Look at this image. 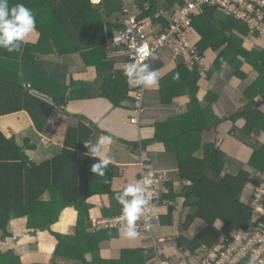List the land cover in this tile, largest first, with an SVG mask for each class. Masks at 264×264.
Instances as JSON below:
<instances>
[{
  "label": "crops",
  "instance_id": "obj_1",
  "mask_svg": "<svg viewBox=\"0 0 264 264\" xmlns=\"http://www.w3.org/2000/svg\"><path fill=\"white\" fill-rule=\"evenodd\" d=\"M123 1L127 4L124 13L105 17V24H121L125 27L126 10H131L139 16L142 14L143 0ZM160 1L163 6L156 18L175 22L176 19L173 17L181 8L180 5L171 8L166 6L165 0ZM182 1L190 5L197 0ZM103 2L104 0H93L92 4L100 6ZM38 38L39 36L33 31L24 42L34 44L37 43ZM244 40V46L249 51L264 49V37L250 33L249 36L244 37ZM186 41L191 46L197 47L202 42V37L196 30L190 28L186 32ZM105 49V52L100 53L102 59L100 74L97 65L87 66L80 54L57 58L43 57L42 69L36 73L44 76L40 87L45 93L44 97L56 108L42 130L37 128L26 111L0 117V131L8 138H16V143L20 147H28L26 154L36 165H42L60 157L66 147V140L80 136L81 126L92 131L87 141L91 140L95 143L102 135L112 138V143L105 149V154L114 162L107 166L103 176L91 171L92 165L98 162V158L88 155L89 150L85 147V155L89 161L88 169L84 170L89 172L93 180L110 183L107 187L112 189L114 195H94L87 200L90 211L83 227L88 233L86 237L89 240L84 241L81 254H71L78 256L79 259H56L55 257L58 242L51 232L70 239L78 235V212L74 207H69L61 211L58 221L51 227V232L30 228L26 218L11 222L9 227L11 237L18 234L17 236L22 238L20 243L27 250L26 253L19 255L23 264H109L120 262L124 252L132 251L142 252V259L145 260L143 264H154L157 254L153 240H143L139 236L135 239L128 238L124 230H103L97 233L93 232L90 226L94 218L118 215L115 211L120 209V205L115 197L129 184L141 179L146 171L164 175L167 179L168 195L159 202L161 205L158 206L157 211L159 221L155 230V241L161 245L159 254L161 253L165 260L173 262L184 258V253L179 249L178 240L182 234V225L193 210L185 207L186 199L182 193L192 183L182 180L178 155L161 141L163 138L160 136L169 137L174 135L176 129L181 128L182 120L191 113V99L184 80L181 77L173 78L171 84L174 85L177 96L172 104L166 106L163 103L161 85L164 83L168 86L170 83L166 78L172 74L174 76L179 66H188L191 63V54L189 51H182L180 43H177L155 55L150 66L158 70L159 81L157 86L147 89L146 114L143 119H140V123H134L132 119L136 118V106L133 97L136 87H130L124 75L129 61L128 51L113 47L110 42ZM218 57L219 53L212 50L205 54V66L209 68V71L203 74V70H200L198 98L202 110L211 111L214 118L222 120V124L214 131L203 133V145L197 148L194 155L199 159L206 158L205 144L214 143L225 154L224 175H238L243 170L250 172L251 178L242 200L245 205L253 207L254 222L258 223L264 218V204L255 207L253 200L262 172L251 164L258 153L264 149V130L259 128L252 136L243 135L241 132L248 127L246 118L241 117L236 121L230 118L252 103L253 96L249 98L248 92L257 83L259 73L246 65L244 71L248 77L242 81L236 76L237 71L234 67L227 65L223 69L216 68ZM19 63L20 60L11 62L10 69L13 73H17L16 71L20 69ZM19 74L24 73L20 70ZM45 76L50 77L46 79ZM261 86L263 90L254 97L259 104L256 111L264 116V82ZM27 87L31 88V86ZM90 94L94 97H89ZM173 119L174 123H171ZM170 120L172 121L168 123ZM162 124L168 126L165 128L161 126ZM71 130L77 132L69 134ZM212 177L218 182L221 181V178L216 175ZM54 200L60 202L59 196L53 191L47 192L41 199L45 203H51ZM168 206L177 207L174 221L168 216ZM165 216L170 217L169 227L167 221L165 225L163 224ZM222 226V224L219 225V227ZM204 227L203 223L198 222L186 236L193 239ZM7 237V232L0 230L2 251L7 247V243L3 244ZM66 253L69 254L68 251ZM202 257L201 253L196 258L185 257L184 260L190 264H201Z\"/></svg>",
  "mask_w": 264,
  "mask_h": 264
},
{
  "label": "trees",
  "instance_id": "obj_2",
  "mask_svg": "<svg viewBox=\"0 0 264 264\" xmlns=\"http://www.w3.org/2000/svg\"><path fill=\"white\" fill-rule=\"evenodd\" d=\"M92 1L9 0L10 6L22 3L34 12L36 17L34 32L39 38L34 44L23 42L18 52L9 53L0 48V117L26 111L34 120L37 128L42 130L45 127L56 107L44 97L45 93L40 87L44 76L36 73L42 69L43 57L55 56L57 58L80 54L87 66L97 65L100 74L102 65L100 53L105 52L108 42L113 39L114 32L125 28L121 24H105L104 19L114 14L124 13L127 4L123 0H104L102 5L95 6ZM165 2L166 6L171 8L180 5L181 8L173 17L175 19L178 12L188 6L182 0H165ZM141 6L143 12L140 19L153 20L155 25L159 26L157 27L159 34L166 33L174 24V20L170 22L165 18H156L163 6L162 1L143 0ZM192 28L202 37V42L196 47L202 57L205 58L209 50L219 53L216 68L223 69L230 65L236 69V76L242 81L248 77L244 71L246 65L259 73L257 83L248 92L249 98L253 96L252 103L232 116L230 120L246 118L248 127L241 132L243 135L252 136L259 128L264 130V116L256 111L259 104L254 97L263 90L261 85L264 82V49L255 51L246 49L244 37L249 36L251 31L244 24L220 14L216 9L207 7L200 11L192 19ZM126 50L129 56L128 63H131V51ZM190 54L191 63L188 66H179L174 76L179 73V77L187 86L191 99V113L182 120L181 128L176 129L174 135L160 136L163 138L161 141L177 153L182 180L192 183L182 193L186 199L185 207L191 208L193 213L187 216L181 228L182 234L178 241L184 258L180 261H183L185 257L196 258L205 249H216L225 238H230L235 233L246 232L254 227L263 229L264 232V218L258 223L254 222L253 207L245 205L242 200L251 178L250 172L243 170L238 175H224L225 154L214 143L205 144L206 158L199 159L194 155L197 148L203 145V133L216 130L222 124V120L214 118L211 111L205 112L201 108L198 98L200 68L192 66L194 55ZM13 60H20L21 67L16 71L17 73H13L10 69ZM20 70L24 74H19ZM174 76L172 74L166 78L170 83L168 86L164 83L161 85L163 103L166 106L172 104L177 96L174 92V85L171 84ZM169 86L171 89L168 88ZM137 88L138 86H136L133 97L135 106ZM92 96L94 97L92 94L89 95L91 98ZM144 111L141 119L146 114L145 102ZM135 116L138 117L136 108ZM171 123H174V119ZM161 126L166 128L168 125L162 124ZM80 131L82 132L79 137L75 136L66 140V147L60 157L42 165H36L30 160L26 154L28 147H20L16 143V138H8L0 131V230L7 232L9 238L12 236L9 232L11 222L26 218L30 228L51 232V227L58 221L61 211L74 207L79 217L77 237L70 239L51 232L58 242L55 252L56 259H79L78 256L71 254H81L84 241L89 240L86 237L88 233L83 227L90 211L87 200L94 195H114L112 189L107 187L110 183L93 180L89 172L84 170L88 169L87 162L89 161L85 155L84 142L87 141L92 131L85 126H81ZM74 132L77 131L71 130L69 134ZM253 161L251 166L259 169L263 175L264 149ZM212 174L220 177L221 181L215 180ZM49 191L55 192L60 202L41 201ZM167 193L168 190L155 202L154 213L157 225L159 221L157 211L158 206L161 205L159 202L168 195ZM121 209L120 205V209L115 211L118 215L108 218L119 217ZM176 210L177 207L168 206V216L173 221ZM168 216L164 217L163 224L165 225L167 221L169 227L171 223ZM198 222L205 225L204 229L195 238L189 239L186 235ZM220 224L223 226L219 227ZM7 242L8 240H5L3 244ZM1 244L0 264H23L15 251L7 247L2 251ZM160 247V243L155 241V253L161 252ZM67 251L69 254L66 253ZM144 261L142 252L132 251L124 252L120 262L109 264H143ZM241 264L251 263L245 260Z\"/></svg>",
  "mask_w": 264,
  "mask_h": 264
},
{
  "label": "built area",
  "instance_id": "obj_3",
  "mask_svg": "<svg viewBox=\"0 0 264 264\" xmlns=\"http://www.w3.org/2000/svg\"><path fill=\"white\" fill-rule=\"evenodd\" d=\"M216 9L220 14L231 17L244 24L252 34L264 37V0H197L195 3L181 9L176 16L172 27L164 34H159L152 20H141L140 16L131 10H126L127 19L125 28L115 31L110 44L117 48H126L131 51L132 62L140 59L141 63L150 64L157 53L163 49H169L177 43L181 45L182 51H189L194 55L193 67L199 66L203 74L209 71L205 66V58L202 57L197 48L186 41V32L192 28V19L204 8ZM146 46V54L138 57L137 49ZM147 88L138 86L136 110L138 117L134 123H140L144 114V102ZM151 174L154 181L149 186L147 195L148 204L144 209V215L136 222L139 237L143 240L151 239L155 245V230L157 218L154 213L155 202L167 192V179L164 175H158L146 171L144 175ZM264 203V174L254 191L253 205L260 207ZM114 218H94L91 220L93 232L103 230L124 229L123 222ZM152 225L145 229L144 224ZM154 264H190L186 260L171 262L162 258L159 252ZM201 264H241L248 260L251 264H264V232L263 229L254 227L246 232L233 234L225 238L221 245L214 250H203Z\"/></svg>",
  "mask_w": 264,
  "mask_h": 264
},
{
  "label": "clouds",
  "instance_id": "obj_4",
  "mask_svg": "<svg viewBox=\"0 0 264 264\" xmlns=\"http://www.w3.org/2000/svg\"><path fill=\"white\" fill-rule=\"evenodd\" d=\"M35 28L36 17L30 8L22 3L10 6L9 0H0V48L9 53L18 52L21 44ZM137 53L138 57L145 55L146 46L138 48ZM124 75L130 87L152 88L157 86L159 81L158 70L152 69L148 63H141L139 58L126 65ZM174 78L179 79V73ZM111 143L112 138L107 135L100 136L95 143L91 140L84 142V146L89 150L88 155L98 158V162L92 165L93 173L103 176L107 166L114 162L105 154V149ZM150 177V173L144 175L115 197L122 206L121 215L117 219L123 222L124 234L128 238L135 239L139 236L136 222L144 215V209L148 204L149 186L154 182ZM151 227L150 223L145 222L146 230Z\"/></svg>",
  "mask_w": 264,
  "mask_h": 264
},
{
  "label": "rangeland",
  "instance_id": "obj_5",
  "mask_svg": "<svg viewBox=\"0 0 264 264\" xmlns=\"http://www.w3.org/2000/svg\"><path fill=\"white\" fill-rule=\"evenodd\" d=\"M263 50V49H262ZM18 234H16V236L14 237H7L8 242H7V247L11 250V251H15L18 255H21L20 253H26V249L24 248L23 244L20 243L22 238H19L17 236ZM6 236V235H5ZM24 240V239H23ZM28 251H30L28 249Z\"/></svg>",
  "mask_w": 264,
  "mask_h": 264
}]
</instances>
